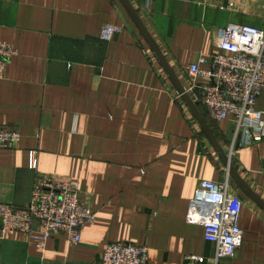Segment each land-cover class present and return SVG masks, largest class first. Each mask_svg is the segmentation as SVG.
Returning a JSON list of instances; mask_svg holds the SVG:
<instances>
[{
	"label": "crops",
	"instance_id": "0c3cea01",
	"mask_svg": "<svg viewBox=\"0 0 264 264\" xmlns=\"http://www.w3.org/2000/svg\"><path fill=\"white\" fill-rule=\"evenodd\" d=\"M129 1L142 25L123 0H0V38L17 50L0 78V126L22 134L0 149V203L26 206L47 174L77 181L97 215L75 245L56 234L40 247L26 233L3 235L0 222V264H102L113 242L147 246V264L214 256L186 217L200 180L228 170L140 26L189 91V67L216 50L217 30L263 28L264 0ZM109 25L122 31L105 39ZM189 94L228 153L235 122ZM231 161L253 196L231 178L244 240L220 264H264V137Z\"/></svg>",
	"mask_w": 264,
	"mask_h": 264
},
{
	"label": "built area",
	"instance_id": "2783aa9c",
	"mask_svg": "<svg viewBox=\"0 0 264 264\" xmlns=\"http://www.w3.org/2000/svg\"><path fill=\"white\" fill-rule=\"evenodd\" d=\"M121 31V27L109 25L103 30V38L111 39ZM215 46L210 57L190 65L193 86L187 92L198 90V100L213 119L235 122L227 153L232 159L237 150L264 137V112L257 107L264 89V27L229 24L217 30ZM16 54L15 47L0 38V78ZM21 138L20 131L0 126V149L16 147ZM242 209L243 200L228 172L222 181L201 179L186 220L203 227L215 253L211 258L193 255L187 264H220L223 258H234L244 240ZM96 219L93 208L81 197L79 183L55 175L36 179L33 197L26 206L0 203L2 234H29L40 247L56 234H65L71 244H79L83 229ZM148 253L147 246L113 242L107 246L102 264H147Z\"/></svg>",
	"mask_w": 264,
	"mask_h": 264
},
{
	"label": "water",
	"instance_id": "95a60500",
	"mask_svg": "<svg viewBox=\"0 0 264 264\" xmlns=\"http://www.w3.org/2000/svg\"><path fill=\"white\" fill-rule=\"evenodd\" d=\"M127 5H129L131 12L133 13L135 19L137 20L139 25H142L140 18L138 17L136 11L133 9V6L131 5L129 0H123ZM142 31L144 32V34L146 35L149 43L151 44V46L153 47L155 53L158 55V57L161 59L162 63H164L166 69L169 71V73L174 76V83L177 86V89L179 91V93L182 95L183 99L187 102V104L189 105L191 111L193 112L194 116L196 117V119L200 122V124L202 125V127L204 128L206 135L208 137V139L211 141L212 145L215 147V149L217 150V152L219 153V157L222 159L224 165L226 166L228 173L230 175V178L234 179L235 182L237 183V186L244 191L246 194L248 195H252L253 196V192L247 187V185L244 183V181L242 180V178L240 177L238 171L236 170V168L234 167V165L232 164L231 158L229 157V155L224 152L223 149H221V147L217 144L211 130L209 129L207 123L205 122V120L203 119V117L201 116V114L199 113L196 105L193 103L190 94L187 92V90L185 89V87L182 85L181 81L176 77L175 73L173 72V70L170 68L166 58L164 57V55L161 53V51L159 50L158 46L154 43V41L147 35V33L145 32L143 26H140ZM258 198V197H257ZM260 200V199H259Z\"/></svg>",
	"mask_w": 264,
	"mask_h": 264
}]
</instances>
